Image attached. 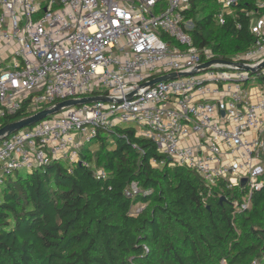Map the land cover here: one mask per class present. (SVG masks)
I'll list each match as a JSON object with an SVG mask.
<instances>
[{
    "label": "built area",
    "instance_id": "built-area-1",
    "mask_svg": "<svg viewBox=\"0 0 264 264\" xmlns=\"http://www.w3.org/2000/svg\"><path fill=\"white\" fill-rule=\"evenodd\" d=\"M191 1L0 0V121L68 98H112L65 107L0 139V185L14 170L53 159L81 162L80 149L98 128L128 124L151 139L170 165L193 169L210 187L221 180L236 186L242 200L233 204L247 208L263 184L264 86L254 82L264 83V65L251 71L214 63L139 88L217 58L208 46L193 44L192 22L185 17ZM214 2L217 24L232 17L241 27L236 17L243 15L254 37L226 60L257 66L264 60V0L238 11L240 0ZM139 191L131 182L125 194ZM133 206L135 215L144 205Z\"/></svg>",
    "mask_w": 264,
    "mask_h": 264
},
{
    "label": "trees",
    "instance_id": "trees-1",
    "mask_svg": "<svg viewBox=\"0 0 264 264\" xmlns=\"http://www.w3.org/2000/svg\"><path fill=\"white\" fill-rule=\"evenodd\" d=\"M217 6L192 0L185 11L188 32L197 47L230 59L254 37L243 15L236 17L241 27L232 17L217 24ZM238 7L251 8L253 0H240ZM26 114L6 116L0 125ZM79 156L81 162L53 159L6 174L0 264H264V175L250 205L238 209L236 186L221 180L210 187L193 169L170 165L128 124L98 128ZM153 158L164 164L153 165ZM94 169L105 176L95 177ZM131 182L140 191L129 197ZM138 202L144 206L132 215Z\"/></svg>",
    "mask_w": 264,
    "mask_h": 264
},
{
    "label": "water",
    "instance_id": "water-1",
    "mask_svg": "<svg viewBox=\"0 0 264 264\" xmlns=\"http://www.w3.org/2000/svg\"><path fill=\"white\" fill-rule=\"evenodd\" d=\"M214 63H222V64H231L233 66H236L237 68H242V69H249L251 71H254L257 68H260L264 65V60L261 61L257 66H249L247 64L241 63V62H234V61H229L226 59H221V58H213L210 59L206 62H203L201 64H199L197 67H195L194 69L188 71V72H170V73H166L163 75H159L156 76L148 81H145L141 84H139V88H144L147 89L148 87L152 86L154 83L158 82V81H162V80H166L169 78H174L177 75H184V74H188V73H195L199 70L205 69L207 67H209L211 64ZM137 90H133L131 92H129L128 94L125 95L126 98H131L134 96L135 92ZM110 101L112 100L111 97L106 96V95H91V96H86V97H81V98H68V99H64L61 101L56 102L53 105L47 106L31 115H27L24 116L18 120H14L11 122H7L3 125H0V139L8 136L9 134L23 128V127H27L29 125H33L35 123H37L39 120L54 114L56 112H59L60 110H62L65 107L68 106H72V105H76V104H82V103H91L94 101ZM115 101H120V99H116ZM223 113V111H221ZM168 159H170V157H168ZM244 178L241 179V183H244ZM225 197L224 196H220L219 200L222 201L224 200Z\"/></svg>",
    "mask_w": 264,
    "mask_h": 264
},
{
    "label": "rangeland",
    "instance_id": "rangeland-1",
    "mask_svg": "<svg viewBox=\"0 0 264 264\" xmlns=\"http://www.w3.org/2000/svg\"><path fill=\"white\" fill-rule=\"evenodd\" d=\"M254 83H256L257 84V88H261V87H263L264 86V83L263 82H261V81H255ZM23 128H27V127H23ZM93 148H95V147H93ZM143 203H141V202H138L137 204H135L133 207H136V208H141L143 205H142Z\"/></svg>",
    "mask_w": 264,
    "mask_h": 264
},
{
    "label": "crops",
    "instance_id": "crops-1",
    "mask_svg": "<svg viewBox=\"0 0 264 264\" xmlns=\"http://www.w3.org/2000/svg\"><path fill=\"white\" fill-rule=\"evenodd\" d=\"M194 140V139H193Z\"/></svg>",
    "mask_w": 264,
    "mask_h": 264
}]
</instances>
